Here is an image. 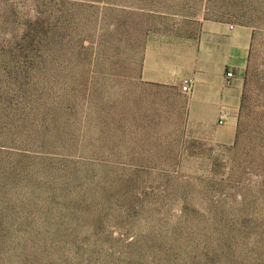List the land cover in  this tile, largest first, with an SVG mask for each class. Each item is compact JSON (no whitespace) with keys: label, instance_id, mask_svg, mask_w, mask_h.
Returning <instances> with one entry per match:
<instances>
[{"label":"rangeland","instance_id":"1","mask_svg":"<svg viewBox=\"0 0 264 264\" xmlns=\"http://www.w3.org/2000/svg\"><path fill=\"white\" fill-rule=\"evenodd\" d=\"M206 23L229 110L145 74ZM0 264H264V0H0Z\"/></svg>","mask_w":264,"mask_h":264},{"label":"crops","instance_id":"2","mask_svg":"<svg viewBox=\"0 0 264 264\" xmlns=\"http://www.w3.org/2000/svg\"><path fill=\"white\" fill-rule=\"evenodd\" d=\"M203 35L195 48L193 45L186 48L187 45L179 39L170 40L169 49L158 52L170 56V61L165 63L167 72L162 66L156 68L148 64L146 77L162 84H179L188 79L191 81L194 110H229L239 99L240 72L247 64L250 33L247 29H228L220 24L206 23ZM184 56L187 61H184ZM159 64L164 65V62ZM229 70L234 72L232 80L226 77Z\"/></svg>","mask_w":264,"mask_h":264},{"label":"built area","instance_id":"3","mask_svg":"<svg viewBox=\"0 0 264 264\" xmlns=\"http://www.w3.org/2000/svg\"><path fill=\"white\" fill-rule=\"evenodd\" d=\"M226 77L230 80L234 79V72L229 70L227 71L226 73ZM182 90H183V93L185 94H190L191 93V81L188 80V79H185L183 82H182Z\"/></svg>","mask_w":264,"mask_h":264}]
</instances>
